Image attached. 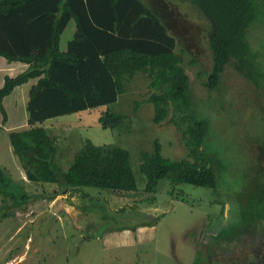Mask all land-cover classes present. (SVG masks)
<instances>
[{
  "label": "rangeland",
  "instance_id": "374dc122",
  "mask_svg": "<svg viewBox=\"0 0 264 264\" xmlns=\"http://www.w3.org/2000/svg\"><path fill=\"white\" fill-rule=\"evenodd\" d=\"M142 1L176 38L177 51L184 52L195 108L208 124L201 149L216 171V187L171 186L161 180L155 194L145 192L142 156L157 145L165 158L181 160L187 158V150L173 126L153 123L154 106L143 101L148 98L149 86L137 75L124 83L116 102L60 118L75 127H63L67 138L60 128H51L62 143L68 139L78 147L88 139L100 146L126 150L136 191L121 195L85 187L73 201L70 213L61 212L60 206L51 209L55 202L39 196L53 195L57 188L28 181L25 190L13 172L19 162L7 132L19 126L27 113L25 83L8 96V107L16 114L9 122L6 114L0 130V168L17 179L33 199L26 208L24 203L1 219L0 264H264V86L257 90L238 73L237 64H230L217 88L206 89V76H198L208 72L211 65L206 46L210 28L204 16L183 0ZM68 30L62 38L64 47L71 37ZM247 38L252 49L259 51L264 45L263 30L256 29ZM262 57L264 63V54ZM103 110L125 121L115 129H102L96 125V118ZM83 124L90 126L83 128ZM68 165L62 164L61 170ZM140 226L153 229L140 236L134 234L136 243L128 248L102 239L114 237V233L119 237L123 230L134 232ZM234 237L242 239L233 244ZM236 246L243 249L238 255ZM258 247L255 262L253 251Z\"/></svg>",
  "mask_w": 264,
  "mask_h": 264
},
{
  "label": "trees",
  "instance_id": "16d2710c",
  "mask_svg": "<svg viewBox=\"0 0 264 264\" xmlns=\"http://www.w3.org/2000/svg\"><path fill=\"white\" fill-rule=\"evenodd\" d=\"M183 1L197 9L210 28L206 35L210 70L198 73L206 76L203 86L214 90L226 66L237 64L238 73L261 89L264 45L259 51L252 49L247 37L256 29L264 31V0ZM71 20L75 32L61 51V34ZM176 48V38L141 0H0V57L27 65L16 76L4 77L0 130L6 122L3 99L14 88L36 80L28 92V127L8 134L26 179L55 185L54 195H79L85 187L121 195L136 191L126 150L86 139L63 171L55 164L56 139L42 124L116 102L124 83L139 75L149 86L143 101L154 106L153 123L173 126L187 150V158L181 160L165 158L157 145L144 154L140 169L147 180L145 192L155 194L161 180L171 186L215 188L216 171L201 149L208 124L198 116L184 52ZM124 121L107 110L97 122L102 129H115ZM0 197V221L33 199L1 168Z\"/></svg>",
  "mask_w": 264,
  "mask_h": 264
},
{
  "label": "crops",
  "instance_id": "0c3cea01",
  "mask_svg": "<svg viewBox=\"0 0 264 264\" xmlns=\"http://www.w3.org/2000/svg\"><path fill=\"white\" fill-rule=\"evenodd\" d=\"M142 1V0H141ZM143 2V1H142ZM144 3V2H143ZM145 4V3H144ZM146 5V4H145ZM147 6V5H146ZM148 7V6H147ZM152 12L153 10L148 7ZM154 13V12H153ZM155 14V13H154ZM157 16V14H155ZM158 17V16H157ZM160 19V18H159ZM164 24V22H162ZM69 27V30H68V36L71 35L70 39L72 38V36L74 35V32H75V23L73 20H71L68 25L66 26L65 30L63 31V33L61 34V38H60V49L61 51H65L66 50V47L62 46L61 43H62V38L63 36L65 35V32L67 30V28ZM69 39V40H70ZM68 40V41H69ZM67 41V42H68ZM67 45V44H66ZM4 59L0 57V87L3 85V81H4V77L5 76H10V77H14L16 76L17 74L23 72L24 70H26L27 68V65L25 64H21L19 62H14V63H7L5 60L3 61ZM142 78V77H141ZM143 79V78H142ZM144 80V79H143ZM145 81V80H144ZM36 83V80H30L28 81L26 84H25V88L27 90V93L29 92V89L30 87ZM147 83V82H146ZM148 84V83H147ZM24 85V84H23ZM19 87V86H18ZM17 88V87H16ZM15 89V88H14ZM9 96V95H8ZM8 96L5 97L3 99V108L5 110V113L7 114L8 118H7V122H9L11 119H15L14 118V114H16V111H10L11 108L8 107L9 103H8ZM28 99V98H27ZM88 111V110H87ZM87 111H83V112H87ZM105 112L104 110L101 111L98 115V117L96 118L97 121H98V118L99 116ZM81 114V113H79ZM73 115V114H72ZM72 115H67V116H62V117H57V118H53V119H50V120H47L45 121L43 124H42V127L49 133V135H51L53 138L56 139V145H57V153H56V156H55V164L60 167V169H63V166L62 164L64 163H68V167L70 166V164L72 163L75 155L80 151V149L82 148L83 144H84V141L83 143H81L82 145L80 146H76L74 145L73 142H71V140L68 141L67 139V142H64L62 143L61 142V137H57L55 135H53L54 133H52L51 131V128H55L57 129L56 127L60 128V131H62L61 133L63 134V137L67 138V135L65 132V129L63 127H67V128H75L74 126H71L70 124L68 123H62V121H59L60 118H66V117H70ZM0 117H1V113H0ZM22 123L19 125V126H16L15 128H13V130H9L7 132V138H8V134L12 131H21V130H25L28 125H27V113L26 114H23L22 115ZM25 119H26V123H25ZM1 121L0 120V124H1ZM96 121V122H97ZM75 123V122H74ZM73 123V124H74ZM78 125V124H77ZM96 125L99 127V124L98 122L96 123ZM83 128H88L90 125H85L83 124L82 125ZM77 128H80V126H78ZM64 129V130H63ZM83 139V138H82ZM8 142H9V139H8ZM92 142V141H91ZM67 143V144H66ZM93 143V142H92ZM10 144V143H9ZM63 144V145H62ZM95 144V143H93ZM95 145H100V144H95ZM62 146V147H61ZM63 150H62V149ZM64 148H66V151H64ZM16 157V156H15ZM17 158V157H16ZM18 160V159H17ZM17 166L18 165H14L13 166V172L15 170V175L18 177L19 181H21L23 184H25V190H26V186L28 185V180L26 179V176H25V172L24 170L22 169L21 165L19 164L18 166V170L17 171ZM67 167V168H68ZM66 168V169H67ZM65 171V170H63ZM11 177V176H10ZM11 179L13 181H17V179H13L11 177ZM30 182V181H29ZM40 183V182H38ZM50 187H53V188H56L55 185H51L49 186L48 188ZM47 189V188H46ZM57 190V189H56ZM55 190V191H56ZM28 193V192H27ZM30 194V193H28ZM32 195V194H31ZM44 195V194H43ZM47 198L48 200L46 201H49L50 203H53V202H61L63 203V205L61 203H58L54 206V204L52 205L51 209H54L56 207H61L60 208V211L61 212H65V213H70V208H72V205L74 204L73 201L75 199L78 198V195L75 193L74 194H70L69 192L68 193H61V194H57V195H47ZM46 199V198H45ZM68 201V202H67ZM69 203V204H68ZM65 205V206H64ZM28 209V208H27ZM30 212L31 209H29ZM153 227H147V226H140L138 228L135 229L134 232H131L130 230L127 231V230H123L120 232V236L119 237H116L117 233H114V237H109L108 239L107 238H103V241L104 243L109 241V240H112V241H118L119 242V245L121 247H124V248H128L129 246H133L135 243H136V240H137V236H135L134 234H137L138 236H140L141 234H145L146 232H148L149 230H152ZM85 241H87V237L84 238ZM98 241H100L101 238H96Z\"/></svg>",
  "mask_w": 264,
  "mask_h": 264
},
{
  "label": "flooded vegetation",
  "instance_id": "af4514ba",
  "mask_svg": "<svg viewBox=\"0 0 264 264\" xmlns=\"http://www.w3.org/2000/svg\"><path fill=\"white\" fill-rule=\"evenodd\" d=\"M218 236V235H217ZM216 235L213 237L214 238V241H216V237H217ZM240 239H242V237H234V238H231V241H232V243L233 244H235V243H238V241L240 240ZM222 241H226V240H222ZM217 246H219L218 248H220V245L218 244ZM236 249V250H235ZM235 252H236V255H238L239 254V252L240 251H242L243 249L242 248H237V246L235 247ZM258 251H259V247L258 248H256V249H254V251H253V253H254V257H253V260L256 262L257 260H256V258L255 257H257V255H258Z\"/></svg>",
  "mask_w": 264,
  "mask_h": 264
}]
</instances>
